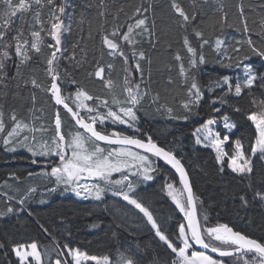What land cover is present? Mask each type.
<instances>
[{
    "label": "trees",
    "instance_id": "1",
    "mask_svg": "<svg viewBox=\"0 0 264 264\" xmlns=\"http://www.w3.org/2000/svg\"><path fill=\"white\" fill-rule=\"evenodd\" d=\"M56 4L62 6V0H56ZM174 5L184 11L189 22L183 20ZM36 7L33 5L29 12H18L5 37L13 43L12 36L22 29L21 42L26 38L29 47L35 40L30 31H40L41 40L39 54L29 51L32 59L23 64L20 57L13 55L5 69L7 87H0L5 134L14 123L29 122L37 116L46 126V134L53 139L57 136L58 114L66 140L67 127L74 128L72 124H76L55 103L50 90L53 80L47 61L54 49L46 45L54 43L48 34L54 17L51 8L44 7L37 22L33 19ZM5 11V6L0 4V16ZM140 19L145 24L136 28ZM64 20L71 27L63 33V56L56 62L63 98L70 99L77 92H83L93 98L88 100L92 105L104 101L112 105L116 90L123 91L124 96L129 87L139 84V90L147 93L143 105L136 109L141 138L123 127L97 126V129L103 134L119 132L146 142L150 136L185 165L195 191L202 229L227 225L234 232L264 243V201L256 195L264 194V158L261 154H251L259 136L254 123L247 119L252 114L260 118L264 110L261 105L264 58L253 54L246 43L251 39L254 46L264 50V0H66ZM129 28L133 31L130 40L125 42L122 37L129 34ZM113 32L118 35L113 37ZM197 32L201 34L199 38ZM104 37L117 42L119 49H109ZM203 40L208 43L201 48ZM217 41L224 44L218 47ZM189 47L196 50L197 58L202 55L205 61L191 71ZM237 48L239 52L235 51ZM73 54L75 61L69 59ZM246 66L258 78L252 88L243 89L240 97L228 93L229 85L209 90L216 82L228 79L234 91L236 83L243 84L248 78ZM101 68L103 79L96 75ZM193 77L203 92V99L199 107L188 111L183 105L189 102ZM33 80L37 86H33ZM109 80L111 86H105ZM221 96L227 103H211ZM66 103L77 111L72 101ZM236 107L242 111L236 112ZM215 108L220 111L215 112ZM12 115L17 121H11ZM224 117L235 125L226 150L228 157L235 154L234 141L239 140L246 159L250 160L251 175L233 172L229 159L221 164L216 152L197 143L196 129L203 127L208 119ZM152 158L157 163L154 181L133 184L136 191L131 195L152 212L161 232L180 248L178 228L187 225L188 218L169 192L181 190L183 195L177 193V196L189 211L187 196L177 173L163 161ZM58 163V159L35 158L26 152L10 154L0 146V264H22L14 249L28 248L31 243L37 244L42 264H55L56 259H61V264L71 263L65 246L107 259L109 264H123L122 256H130L135 264H173L175 254L159 240L143 214L119 195H107L102 202L84 201L68 194V189L58 186L56 181L44 183L40 177ZM169 183L174 189L168 188ZM33 188L35 192L31 191ZM9 208L13 211L8 212ZM219 259L238 264L232 257ZM29 264L37 263L31 260Z\"/></svg>",
    "mask_w": 264,
    "mask_h": 264
},
{
    "label": "snow or ice",
    "instance_id": "2",
    "mask_svg": "<svg viewBox=\"0 0 264 264\" xmlns=\"http://www.w3.org/2000/svg\"><path fill=\"white\" fill-rule=\"evenodd\" d=\"M206 2V0H205ZM0 4L5 6L4 16H0V87H7L5 83V79L7 77V73L5 71L8 62L12 61L13 55L20 57V63L23 64L28 60L32 59L31 56L28 55L29 51H33L37 54L41 52V48L38 46L41 43L40 40V31H30V35L35 38L34 42L29 47L28 40L25 38L23 42H21V37L24 35L23 30H16L17 34L12 36L13 43H9L5 37L8 35L9 30L11 29V24L13 22L12 18L17 17L18 12H29L32 11L33 5H36V10L33 14V19L39 22L40 12L44 7H50L52 10V15L54 17V22H51V27L48 29V34L51 36L54 41L53 44H48L46 47L50 49H54L50 52V58L47 63L50 66L49 72L53 74L54 82L50 86V90L55 97V103L57 105H62L67 112L71 113L74 118L78 116V113L73 112L72 108L65 103V98H62L60 94V88L55 83V80H59V73L56 72L54 68L51 67L54 61L58 63L59 59L63 56V51L60 47L62 40V33H67L70 30V25H65L64 20L61 19V16L65 12V8L63 6H58L56 4V0H0ZM176 11L183 18L185 22H189V17L184 13L182 9L179 8L178 5H174ZM147 11V9H145ZM139 15V10L137 12ZM6 16V19H5ZM23 22V16L20 17ZM195 19V16L192 17ZM145 24L144 19H140L137 21L135 27L139 28L140 26ZM245 31H248V26L245 23ZM43 27H41V31H43ZM132 28H129V34L124 35L122 37L123 41L128 42L130 40ZM113 37H116L118 33H111ZM200 33L197 32L196 36L199 38ZM104 42L108 46L109 49L118 50L120 45L114 40L109 39L108 37H104ZM188 39L185 37V44H188ZM208 41L203 40L200 44V47L203 48ZM223 41H217V46L219 47ZM246 43L249 45L251 52L256 56L264 58V50L258 49L256 46L252 44L251 39H248ZM240 49H235V51L239 52ZM188 51L192 54V58L190 60V68H197L198 63L203 64L204 57L201 55L199 58L196 57V50L189 47ZM57 53L61 55L58 56ZM120 56H124L123 51H119ZM141 58L143 56L141 55ZM250 58V57H249ZM70 60L75 61L76 56L73 54L69 57ZM177 59H180L177 57ZM231 59V58H229ZM125 61L127 62V57L125 56ZM78 63V62H77ZM231 66V65H225ZM136 69H139V64H136ZM103 72V68L99 69L96 73L98 77H100V73ZM181 73L184 75L183 67H181ZM245 76L248 77L246 81L241 83H236L233 87L230 84L228 79L223 80V82H216L214 86H210L209 90H214L215 88H220L223 85H229L228 93L234 94L236 97H240L243 94V89H250L253 87L254 81L257 80V75L254 74L251 70L250 66L245 67ZM103 79V77H100ZM264 79V78H261ZM126 82L128 78H126ZM33 86H37L35 80L32 81ZM112 82L109 80L106 82L105 86H111ZM139 84L134 85L133 87H129L127 89L128 95L130 97V103L133 107L121 108L120 111L123 113L122 118L116 112L109 110L107 112V117L111 119L112 123L126 124L128 127H134L135 122L138 121V116L136 115L135 105L137 104V93L139 90ZM227 94V93H226ZM84 97L85 100L93 99L91 96L85 95L83 92H77L76 98ZM189 102L185 103L183 107L191 111L192 107H199L200 101L203 99V92L201 88L198 86L194 77L192 78V83L188 92ZM107 101H104V104L107 105ZM211 103H227L223 96L219 97L216 100H212ZM255 103V100L252 101ZM261 105H264V101H261ZM236 112L242 111L241 108L236 107L234 109ZM89 113L88 122H85L83 117L75 120L76 125L79 128L84 129V132L87 133V139L91 141L94 145V151L88 152L87 149L83 148L84 144V135L81 133H77L72 137L71 142L67 145V147H71L73 150L71 152L70 158L66 159L68 153L64 150L61 142L65 140V136L59 131L57 132L56 138L53 139L52 144L54 145V149L50 148L47 143L41 145V151L34 152L32 148L28 147L24 142L29 139L28 136H24L23 138L18 137V129L21 128V122H16L10 130L5 134V123L3 121V112L0 111V134H4V139L0 140V143L10 147H7V151L15 152L17 151V147L13 144V137H17V142L20 145H23L29 152H32L33 156H47L49 154L55 155L58 157L61 162V166H53L50 173L51 177H54L57 182L60 183H77L84 179H98L105 183H112L114 185H122L124 180H110V177L115 172H125L127 175L124 179H128V175H135L136 173L131 172V168H136L137 165L131 164L129 168H125L124 165L120 161L121 156H128L132 159H138L142 164L148 165L144 167L142 178L145 181L154 179L153 176L149 174L150 170L154 171L155 169H150L151 161L146 155H139L138 153H133L130 149L124 146H135L138 149L143 150L146 153H150L158 158H162L166 163L171 165L181 177V181L183 184V188L187 190V202L191 205V210L186 211V207L184 203H181L180 199L177 196L183 195V192L179 189H175L174 191H170L169 194L172 196L179 210L185 214L188 218L187 225H180L178 228V236L177 239L182 241V247L177 248L168 237L161 232L160 225L157 223L156 219H154L152 212L149 211L148 208L144 206L142 202H139L137 198H134L131 193L136 191L135 187H133L132 181H129L127 184V191L120 189L118 192L113 191L111 194L113 196L119 195L124 201L127 202L128 205L133 206L134 209L138 210L139 213L143 214V217L146 218L147 222L151 225V228L155 230L156 236L160 241L176 256V260L173 261V264H224L223 260H218L212 258V256L206 254L207 252L216 253L218 257H232L238 264H264V243H261L255 239H251L246 237L245 235L234 232L232 228L227 225H219L217 227H206L201 229L200 224L196 218V207L195 202L193 200V195L191 192V188L188 184L186 173L181 165L179 159H176L175 155L170 151H166L165 149L158 147L155 142L152 141V138L147 137V143L144 141L132 138L126 135H123L119 132H112L110 134H103L102 131L96 130V124L99 123L103 125L105 117L103 116H94L91 115L93 112V108L89 107L87 109ZM171 112V109H168ZM215 112H219V108L214 109ZM174 118V117H173ZM11 121H17L15 115L11 116ZM225 121L224 126L228 129H233L235 127L234 124L228 123V117L223 118ZM247 119L253 121L255 123V127L258 129L259 138L255 142V146L251 150V154L255 155L256 152L261 154V157L264 158V110L261 111L260 118H257L256 114L248 115ZM217 123L214 119H208L207 122L203 125L202 128L196 129V132L204 133L203 139L207 140L209 136H212V143H214L216 147V151L218 153V159L221 164H223V157L227 156V153L223 151L222 145L228 142V136H225L223 139L219 138V134H213L210 126L215 125ZM61 125V121L57 114V118L55 120V126L57 130H59ZM25 127H27L25 125ZM105 142L108 145H120L121 149L119 151L113 150L109 148L108 150L100 147L96 144V142ZM200 138H197V143H200ZM235 148L238 150L232 157H229V167L233 172L238 173L241 176L251 175L253 169L250 166V160L246 159L242 153L239 151L242 148V145L239 140L234 141ZM44 148H48V151H44ZM78 149L80 151H78ZM83 153V154H82ZM115 158V162L113 161ZM237 160L243 161V164H237ZM33 163H37V161L33 160ZM81 189L85 193H91V195L82 196L83 199H95L100 201L103 199V193H105L106 189L100 187L99 184L88 185L83 184L80 185ZM168 188L170 190L174 189V186L169 183ZM95 190L94 192L92 190ZM32 192H35L36 189H31ZM51 191H55V189H51ZM77 196H81V192H76ZM260 200L264 201V194L257 193L256 194ZM243 199V197H241ZM21 204L24 203L23 200L20 201ZM12 208L8 209V212H12ZM206 219V217H205ZM186 227L190 231V235L186 233ZM206 233V235H205ZM218 242V243H217ZM194 245H198L199 247L205 249V252H193L191 257L188 255V250L193 248ZM21 247H17L14 249L15 254L21 261H28L29 257H34L36 261L40 260V254L37 251V244L31 243L28 247H30L31 251L21 252ZM65 250L68 255L73 257L77 264H80V260H97L96 257H89L86 255H82L78 250H73L67 248L65 246ZM63 255V252L61 253ZM123 264H135V261L129 257L122 256ZM55 264H61V259H56ZM65 264L67 262L65 261ZM99 264V261H97ZM107 264V261H106Z\"/></svg>",
    "mask_w": 264,
    "mask_h": 264
},
{
    "label": "rangeland",
    "instance_id": "3",
    "mask_svg": "<svg viewBox=\"0 0 264 264\" xmlns=\"http://www.w3.org/2000/svg\"><path fill=\"white\" fill-rule=\"evenodd\" d=\"M223 44L224 43H222L220 46H222ZM113 94H114L113 95L114 99H113L112 105H109V104L105 105L104 102H100V103H97L96 105H92L88 100H85L83 96L80 97L79 99H77L76 95L74 97H71L70 99L65 98V101L66 102H67V100L72 101L76 105L77 112H78L79 116L83 117L84 119L86 118L88 120L89 113H88L87 109L89 107L93 108V112L91 113V115L105 117L103 125L97 123L96 126L123 127L125 129H127L128 131H130V132L134 133L135 135H137V138H141V132L139 130V124H140L139 120L135 122L134 127L130 128L126 124L112 123L111 119L107 117V115H106L107 112L109 110H111L113 112H116L122 118L126 119V117L123 116V113L120 111V109L121 108H127V107H133V105H131V103H130V97L128 95V92L123 96L122 95L123 91L120 92V91L116 90V92H114ZM146 94H147L146 91L143 90V89L138 91V93H137V104L134 106L135 109H137V108H139L140 106L143 105L144 100L146 99ZM257 118L259 119V117H257ZM3 121H4L5 125H6L4 116H3ZM216 121H217V123L215 125H211L210 128H211L213 134H215V133L219 134V138L220 139H223L225 136H228V138H229L228 142L221 146L223 151L227 153L226 150H227V147H228V145L230 143L231 135L235 131V127L230 130V129H228V128H226L224 126V124H225L224 119L216 120ZM19 122H21V128L18 129V137L19 138H23L24 136H28L29 139L27 141H25L24 143L27 144L28 147L32 148V150L34 152L41 151L42 150L41 149V145L44 144L45 142L47 143V145L50 148L54 149V145L52 144V141H53L54 138H56V136L53 139L49 138V136L45 132L46 126L44 125L42 120L40 121L39 117H37V116L36 117H32V119L29 122H22V121H19ZM228 123L233 124L232 121L229 118H228ZM25 125L27 127H25ZM72 125L74 126V128H72L71 126L67 127V130L69 131L68 132V136L66 137V140L61 142L62 146L64 147V150L68 153V156H66V159L70 158L71 152L73 150L71 147H67V145L71 142L72 137L74 135H76L77 133H81V134L84 135V144H83V148L84 149H87V151L89 153L95 150L93 143L87 139V135L83 131L79 130L77 128V126H75L74 124H72ZM254 125H255V123H254ZM5 130H6V127H5ZM58 131H59V133L62 134L61 125H60L59 130H57V132ZM195 133H196V137L200 138V141H201L198 144L201 147L209 148V149L213 150L214 152H216V154L218 156V153L216 151V147H215L214 143H212V139H213L212 136H209L208 139L205 140V139H203L204 133H202V132H199V133L195 132ZM3 139H4V134H0V140H3ZM12 139H13V144H15L16 147H17V151H15V152L7 151V147H10L11 145L6 146L3 143H0V146L3 147L10 154H19V153L26 152V153H29L30 155H32V152H29L27 150V148H25L23 145H20L17 142V137H13ZM96 144L99 145L100 147L106 149V150H108L110 148L109 146L102 145V144H100L98 142H96ZM111 148L113 150H116V151H119L121 149V147H111ZM128 149H130L133 153H138L139 155L148 156L149 160L152 162L151 165H150V169H155L154 171L150 170L149 174L151 176H153L154 179H155V174L154 173L156 172V168L155 167H156L157 163H156V161L153 160L152 156H150L147 153H144V152H141L139 150H136V149H132V148H128ZM43 150L44 151H48V148H44ZM78 151H80V150L78 149ZM236 151H238V150L235 148V152ZM239 151H242V153H243V155L245 157L243 148H241ZM257 154H260V153L256 152L255 155H257ZM33 157H35V158H55V159H58L57 156L51 155V154H49L47 156L37 155V156H33ZM226 159H229L228 154H227V156L223 157V163L225 162ZM120 161H121V163L124 165V167L126 169L129 168V165H131V164L137 165L136 168H131L130 169L131 172H134L136 174L135 175H128V179H126V180L124 179V177L127 175V173H125V172H115V173L112 174V176L110 177V180H112V181H114V180H124V183L122 185H114L112 183H105V182L100 181L98 179H84V180H81L79 182V184H77V183H71V184L60 183V182H57L54 177H51L50 175L46 174V173H50V172L44 173L43 176H41L40 178L43 180L44 183L56 181L58 186L65 187L66 189H68V191H67L68 194L75 195L76 197H78L81 200H84V201H96V202H102L103 199L105 198V196L112 195L111 193L113 191H117L118 189H123L124 191H127V184H128L129 181L134 182L133 183L134 186H135V184L136 185H142V184L145 185V184H148V183H151V182L154 181V179L148 180V181L143 180L142 173H143L144 167H146L148 165L142 164L141 161H139L138 159L134 160V159H132L131 157H128V156H121L120 157ZM58 162L59 163H58L57 166H61V162L59 161V159H58ZM112 162H115V158H113ZM228 163L230 164V161ZM237 164H241L242 165L243 161L237 160ZM83 184H88V185L99 184L100 187L105 188L106 191H105V193H103V199L100 200V201H97V200L92 199V198L83 199L82 196H84V195H89L90 196L91 195V193H85L81 189L80 185H83ZM77 191L81 192V196H77L76 195ZM92 191L94 192L95 190L93 189ZM186 233L188 235H190V232L187 229V227H186ZM24 251H29L30 252L31 249H30V247L21 248V252H24ZM37 251H38V249H37ZM194 251L195 252H201V251H198L196 249L195 245H194L193 248L188 250V255L191 257V255H192V253ZM39 254H40V252H39ZM81 254L82 255H86L84 253H81ZM86 256H88V255H86ZM89 257H91V256H89ZM71 258H72V262L71 263H67V264H77L76 260L73 257H71ZM212 258L218 259V260H222V259H219V258H215L213 256H212ZM31 260H33L37 264H42L41 255H40V260L39 261H36L34 257H29L28 261H26V262L25 261H21V262H22V264H29ZM97 261H99V264H106V261H107V264H109L107 259H98V258H97V260H91V259L83 260V259H81L80 260V264H97ZM224 264H228V263L226 261H224Z\"/></svg>",
    "mask_w": 264,
    "mask_h": 264
},
{
    "label": "water",
    "instance_id": "4",
    "mask_svg": "<svg viewBox=\"0 0 264 264\" xmlns=\"http://www.w3.org/2000/svg\"><path fill=\"white\" fill-rule=\"evenodd\" d=\"M62 2H63V4H65V0H62ZM64 8H65V6H64ZM64 15H65V12H64V14L61 16V19H63V20H64ZM64 22H65V20H64ZM61 40H62V43H61L60 47H61V49H63V33H62V35H61ZM57 55L60 56V53H57ZM51 67L54 68V69L56 70V61L53 62V64L51 65ZM51 78H52V80H53V74H52V73H51ZM53 82H54V80H53ZM55 83L59 86V88H60V94H61V96H62V98H63V91H62L61 86H60L59 83H58V80H55ZM52 95H53V94H52ZM53 97H54V96H53ZM54 101H55V97H54ZM65 103H66V101H65ZM58 106L63 108L62 105H58ZM68 106H69L70 108H72L69 104H68ZM63 109H64V108H63ZM64 110L67 112L66 109H64ZM72 110H73V112L78 113L75 109L72 108ZM68 113H69V112H68ZM69 114H70V116L72 117V119L74 120V122H75L76 119H79V118H80L79 114H78V116H77L76 118H74V117L72 116L71 113H69ZM85 122H87V121L85 120ZM75 124H76V123H75ZM76 126H77V128H78L79 130H81V131L84 132V129L79 128L78 125H76ZM96 130L99 131V130L97 129V127H96ZM84 133H85V132H84ZM85 134L88 135L87 133H85ZM140 140H141V139H140ZM142 141H144V140H142ZM97 142L100 143V144H102V145L109 146V147H121L120 145H108V144H106L105 142H99V141H97ZM144 142L147 143L146 141H144ZM157 146H158V147H161V146H159V145H157ZM124 147L132 148V149H136V150H139V151H141V152H144L143 150L138 149V148H136L135 146H124ZM161 148H163V147H161ZM163 149H165V148H163ZM165 150H166V149H165ZM166 151H168V150H166ZM144 153H146V152H144ZM171 153H172V152H171ZM147 154H149L150 156H153V157H155V158H157V159L163 161L164 163H166L162 158H158V157H156V156H154V155H152V154H150V153H147ZM172 154H174V153H172ZM174 155H175L176 159H179V158L177 157L176 154H174ZM179 160H180V159H179ZM180 162H181V165H182V167H183V169H184V171H185V173H186V178H187L188 184H189V186H190V188H191V192H192V195H193V200H194V202H195V207H196V218H197L198 223H199L200 226H201V222H200V218H199V213H198L197 202H196V198H195V191H194V189H193L192 182H191V179H190V176H189V174H188L187 169L185 168V166L183 165V163H182L181 160H180ZM166 164L169 165L168 163H166ZM169 166H170V167H171V168L177 173V175H178V177H179V179H180V181H181L180 174H179V173H178V172H177V171H176L171 165H169ZM181 183H182V181H181ZM182 186H183V184H182ZM184 191H185L186 196H187V190L184 189ZM188 204H189V203H188ZM190 210H191V205L189 204V211H190ZM201 229H202V226H201ZM189 232H190V231H189ZM195 247H196V249H197L198 251H201V252H205V251H206L205 249L199 247L198 245H195ZM207 254H209V255H211V256H213V257H215V258H221V257H218V255H217L216 253L207 252ZM223 258H231V257H223Z\"/></svg>",
    "mask_w": 264,
    "mask_h": 264
},
{
    "label": "bare ground",
    "instance_id": "5",
    "mask_svg": "<svg viewBox=\"0 0 264 264\" xmlns=\"http://www.w3.org/2000/svg\"><path fill=\"white\" fill-rule=\"evenodd\" d=\"M65 3H66V0H65ZM62 6L64 7L65 6V4H63V2H62ZM64 17H65V15H64ZM175 151V150H174ZM185 166V165H184ZM190 176V175H189ZM26 196V195H25ZM20 204V203H19Z\"/></svg>",
    "mask_w": 264,
    "mask_h": 264
}]
</instances>
